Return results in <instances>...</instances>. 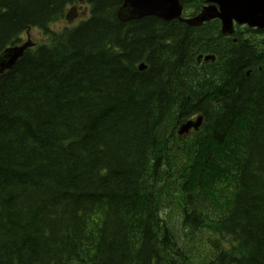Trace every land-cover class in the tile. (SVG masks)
<instances>
[{"label":"trees","instance_id":"trees-1","mask_svg":"<svg viewBox=\"0 0 264 264\" xmlns=\"http://www.w3.org/2000/svg\"><path fill=\"white\" fill-rule=\"evenodd\" d=\"M84 1L0 0V52L49 39L0 74V264H264V40Z\"/></svg>","mask_w":264,"mask_h":264},{"label":"water","instance_id":"water-1","mask_svg":"<svg viewBox=\"0 0 264 264\" xmlns=\"http://www.w3.org/2000/svg\"><path fill=\"white\" fill-rule=\"evenodd\" d=\"M220 7L221 12H217L214 6H208L200 14L192 19L186 20L189 24H198L203 20L220 16L223 19L224 31L230 30L231 18L239 23L247 22L249 25L264 26V0H215ZM129 14V17H141L144 15H156L163 19L178 17L180 13L179 0H124L121 11ZM124 18V17H122ZM30 43H24L21 46L9 48L0 57V72L10 68L16 59L22 55L23 49ZM209 57H205L207 59ZM200 119L195 123L188 122L181 126L179 132L187 131L190 125H197Z\"/></svg>","mask_w":264,"mask_h":264},{"label":"rangeland","instance_id":"rangeland-1","mask_svg":"<svg viewBox=\"0 0 264 264\" xmlns=\"http://www.w3.org/2000/svg\"><path fill=\"white\" fill-rule=\"evenodd\" d=\"M84 17H81V18H78L76 19V21H74L71 26L77 24L81 19H83ZM65 25V21L63 18H60L58 19L57 21L53 22L52 23V27H55V28H60V27H63ZM49 27L51 28V26L49 25ZM36 30H39L37 27H33V30L29 31L28 32V36L31 40H33V42H35V44H38V43H41V42H47V38L41 33V31H35ZM41 35V36H40ZM23 39L26 38V34L23 33ZM41 37V38H40ZM203 239L205 240V238L203 237ZM197 241V240H196Z\"/></svg>","mask_w":264,"mask_h":264}]
</instances>
